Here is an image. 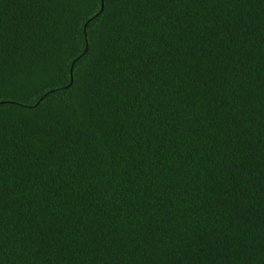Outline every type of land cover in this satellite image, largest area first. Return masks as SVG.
I'll list each match as a JSON object with an SVG mask.
<instances>
[{
  "label": "trees",
  "instance_id": "16d2710c",
  "mask_svg": "<svg viewBox=\"0 0 264 264\" xmlns=\"http://www.w3.org/2000/svg\"><path fill=\"white\" fill-rule=\"evenodd\" d=\"M0 264H264V0H0Z\"/></svg>",
  "mask_w": 264,
  "mask_h": 264
}]
</instances>
